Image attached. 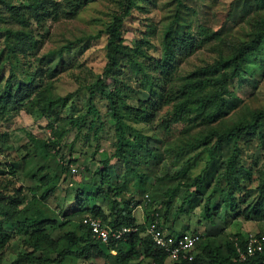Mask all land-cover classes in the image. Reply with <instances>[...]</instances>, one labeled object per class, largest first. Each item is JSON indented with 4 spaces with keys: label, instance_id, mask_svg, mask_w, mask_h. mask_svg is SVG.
I'll list each match as a JSON object with an SVG mask.
<instances>
[{
    "label": "trees",
    "instance_id": "1",
    "mask_svg": "<svg viewBox=\"0 0 264 264\" xmlns=\"http://www.w3.org/2000/svg\"><path fill=\"white\" fill-rule=\"evenodd\" d=\"M175 1L180 8L183 0ZM234 2L230 3V9L224 14L217 31L209 33L201 30L202 39L189 31L187 24L182 25L179 14H175L172 23L162 33L158 56H153L143 48L146 41L137 40L133 44L125 42L122 28L130 15V8L125 7L103 32L90 35L91 39H98L101 34H105L106 64L102 72L96 75L95 82L78 87L77 90L84 88L88 95L80 110L64 118L65 128L54 126L50 121L59 119V114L69 104L73 93L57 95L51 85L41 79L46 77L52 80L56 77L59 73L57 65L37 69L32 80L17 84L13 93L10 90L13 69L10 68L0 92V115L12 106L24 107L26 112L49 119L50 123L46 126L51 131V140L31 139L36 145L34 150H39L38 154L52 155L56 159L58 171L54 175L48 172L38 178L41 189L39 196L32 194L31 199L27 200L20 187L8 191L15 182L11 166L0 167V170L7 169L11 176L0 180V264L12 236L5 230L6 224H14L16 231L24 234L22 252L17 253L10 264H95L92 261L97 259L102 260L100 264H168L167 254L152 243L145 231L147 225L157 219L170 234L198 233L187 232L188 229L176 231L173 223H170V202L175 199L177 185L184 186L187 191L184 197L186 202L193 196L203 200V215L207 223H213L215 215L221 212L225 221L229 220L216 235L200 234V241L192 252V260L179 257L170 264H264V252L240 262L237 248L242 249L245 236L240 231L226 232L227 226L240 218L246 222L264 220V166L254 170L258 181L255 188H250L254 171L244 164L242 146L247 140L261 137L264 109L248 107L244 116L228 123L227 117L237 106L232 107L226 99L229 84L240 77L244 60L257 53L264 41V0ZM58 10L59 4L54 0H28L27 5L16 4L14 0H0V33L3 34L0 73L5 64H11L12 59H26L30 52L43 44L40 29L47 20L58 16ZM244 17L249 27L246 39L233 37V40L227 41L231 35L230 29L236 26L238 18L241 20ZM32 25L37 31L32 29ZM210 38L218 39L221 43L220 46L216 45L215 50L220 52L223 61L221 64L217 61L212 67L218 70L220 67L222 71L209 75H178L179 62L192 55ZM224 49L227 57L222 53ZM54 55L62 63L61 51L47 53L49 57ZM122 67H128L138 87L147 95L146 99L136 98L135 104L128 102L129 96L124 92L130 86L117 76ZM36 81L40 85L35 84ZM132 91L136 92L135 89ZM98 102L103 103L104 113L100 111ZM106 120L112 122L111 134L109 128L105 127ZM129 121L143 124L150 130L159 128L170 134L166 152L173 150L175 163L180 160L181 165H184L201 152L208 157L199 175L180 181L176 186L166 187L168 198L162 217L156 209H152L142 224H137L133 215L137 204L133 202V192L137 190L143 193L147 190L146 178L153 170L147 163L159 158L148 147L149 136ZM74 129L71 143L60 147L62 138ZM106 139L111 144L109 154L105 152ZM79 142L83 144L81 148L86 147L80 153L84 157L89 155L93 159L103 150L100 167L95 172L100 182L97 185L91 183L94 189L87 193L77 190L76 209L64 214L65 218L70 219L59 223L57 218L49 216L52 211L43 203L55 191L60 174L70 172L71 163L63 164L62 148H66L71 156L73 151L78 150L76 147ZM112 159H119L124 165V178L117 179L116 183L109 171ZM59 162L63 166H59ZM71 162L73 164L76 161ZM143 164L148 166L142 168ZM210 165H213L209 174L211 177L205 183L204 173H209L207 169ZM85 171L88 172L87 169ZM177 173L172 175L168 183L176 177L187 178L184 172ZM130 186L135 191L130 192ZM128 191L129 197H125ZM250 196H254L251 201ZM86 218L97 219L110 229L135 226L137 231L104 245L94 239L89 228L83 224ZM67 225L69 228H66ZM55 231H60L58 237L53 236Z\"/></svg>",
    "mask_w": 264,
    "mask_h": 264
},
{
    "label": "rangeland",
    "instance_id": "2",
    "mask_svg": "<svg viewBox=\"0 0 264 264\" xmlns=\"http://www.w3.org/2000/svg\"><path fill=\"white\" fill-rule=\"evenodd\" d=\"M59 4L58 16H54L45 22L40 29L43 36V44L33 52L29 53L26 59L18 61L11 60V64H5L0 73V92L2 91L5 79L9 74L10 68L13 69V80L11 83V92L16 89L17 84L29 83L32 80V75L39 68L53 67L59 71L56 77L52 80L42 77L44 83L50 84L51 89L55 94L65 96L68 93H73L69 104L59 114L58 120H51L54 126L65 128L64 118L70 117L81 109L88 92L78 87L88 85L96 80V75L100 74L106 64L105 58V43L106 36L101 34L98 39H91L90 35H97L103 32L105 28L112 22L114 16L124 11L125 7L130 8V15L126 18L123 26V38L127 44H133L137 40L146 41L144 49L153 56H158L161 50V38L165 28L172 23L175 14H179L183 24H187L189 31L193 32L198 39L204 36L201 30L214 32L219 29L223 20L224 14L230 9V3L235 0H183L182 6L178 8L175 0H54ZM16 4L27 5L28 0H14ZM235 3V2H234ZM233 3V4H234ZM76 7V8H75ZM233 9V7H232ZM245 17L239 20L236 26L231 31L230 39L240 38L245 40L249 33V27ZM32 29L37 31L35 25ZM188 30V29H186ZM3 34L0 33V53L2 51ZM220 46L218 39H208L202 44L192 55L184 58L178 64V75H209L215 74L219 70L213 68L214 63H222L223 57L220 52L215 50V47ZM51 51H61L62 63L59 62L58 56H47ZM225 49L222 53H225ZM228 54L225 53L224 57ZM3 58V56H2ZM0 56V62H1ZM41 62V63H40ZM64 64V65H63ZM212 67V68H210ZM118 77L130 86L124 93L129 96V103L135 104L137 99H146L147 95L138 87L135 79L131 76L128 67H122L118 71ZM37 80V79H35ZM37 83V81L35 82ZM109 85L111 82L109 81ZM131 89V90H130ZM132 89L136 92L133 93ZM229 94L226 95L227 102L232 107L237 106L230 112L227 117V122L236 120L245 115L246 108L259 107L264 109V41L257 53L249 55L243 62L240 72V77L233 80L229 84ZM136 94V95H134ZM137 98V99H136ZM99 103V109L104 113V105ZM1 114V113H0ZM105 116V114H102ZM106 120L105 127L109 128L110 134L113 132L112 122ZM49 119L38 116L30 112H26L24 107H8L5 114L0 115V167L10 168L15 175L13 178V186L10 185L8 191L20 187L26 195L27 200L31 199L32 194L39 196L40 187L38 178L46 173H57L58 166L56 159L52 155L38 154L39 150H34L35 143L31 137L37 140L49 142L52 135L50 129L46 126ZM129 123L140 129L148 135L149 148L158 156V160L153 158L147 164L153 168L152 174L146 178L147 190L139 193L137 190L133 192V187L130 186V192L135 193L133 215L137 223L143 222L144 219L156 209L159 212L160 218L165 210V201L168 198L165 194L166 187L176 186V183L193 178L199 175L208 157L206 153H198L189 161L181 165V162L175 163L173 150L167 153V141L171 139L170 134L157 128L150 130L147 126L139 123ZM222 125V122L221 124ZM59 128V130L61 129ZM75 129L70 131L61 140V145L70 144L74 137ZM113 141V137H110ZM55 140V139H54ZM81 142L77 143V147L69 156L66 148H62L63 164H72L71 161H76L69 165L70 172L68 174L61 173L56 180L55 191L45 199L44 205L52 211L49 216L57 218L59 223L71 217H66L64 214H69L74 211L77 206L75 201L76 191H92L93 185L100 182L98 175L95 174L100 167V159L102 151L98 152L93 159L87 155H81L86 147ZM244 164L247 168L250 167L253 171L256 167L264 166V122L261 126V137L254 140H247L242 143ZM105 152L110 153V140L104 142ZM79 148H81L79 150ZM103 149V148H102ZM59 162V166H63ZM3 165V166H2ZM148 165L143 164L142 168ZM88 170V172L85 171ZM213 165H210L207 170L209 173H204L205 183L208 181ZM249 170V169H248ZM8 170H0V180L11 178ZM109 171L112 180L116 183L117 179L124 178V165L119 159L110 161ZM250 171V170H249ZM248 171V172H249ZM184 172L187 178L176 177L168 183L169 179L175 173ZM177 173V174H178ZM185 176V177H186ZM253 182L250 188H255L257 185V175L254 171L252 174ZM129 185H132L131 183ZM129 187V186H128ZM150 190V191H149ZM129 191L125 193V197H129ZM135 191V190H134ZM187 191L184 186L177 185L174 191L175 199L171 201L170 223L175 225L176 231L198 232L201 235H216L223 228L225 217L223 213L218 214L213 218V223H207L203 215V200L200 197L193 196L190 201L186 202L184 197ZM134 195V194H133ZM155 197V198H154ZM254 196H250L249 201ZM151 198V199H150ZM38 199V198H37ZM137 201V202H136ZM38 202V201H37ZM90 204V202H88ZM38 202V206H39ZM40 207V206H39ZM178 208L179 211H178ZM90 215V214H86ZM76 222V221H75ZM72 222H70L71 224ZM166 226V225H165ZM66 228H69L67 225ZM5 230L11 233V238L8 245L4 249V259L2 264H10L16 254L22 252L21 242L24 234L16 231L14 224H6ZM27 231H29L27 229ZM236 233L240 231L244 234V241L251 236H259L264 234V220L244 221L239 219L233 224L227 226L226 232ZM60 231H55L53 236L58 237ZM195 234V233H194ZM95 264H100L102 260L97 259L92 261ZM168 264L173 261L167 259Z\"/></svg>",
    "mask_w": 264,
    "mask_h": 264
},
{
    "label": "built area",
    "instance_id": "3",
    "mask_svg": "<svg viewBox=\"0 0 264 264\" xmlns=\"http://www.w3.org/2000/svg\"><path fill=\"white\" fill-rule=\"evenodd\" d=\"M94 239L101 244L108 245L122 239L127 233L136 232L135 226L123 227L121 229H110L97 219H83ZM145 234L150 237L152 243L162 249L167 254V259L176 261L179 257L192 260V252L196 244L200 241V234H180L173 235L163 228L157 219L147 225ZM264 252V234L259 236H249L245 241L242 249L237 248L238 259L240 262L246 261L248 257L256 253Z\"/></svg>",
    "mask_w": 264,
    "mask_h": 264
},
{
    "label": "crops",
    "instance_id": "4",
    "mask_svg": "<svg viewBox=\"0 0 264 264\" xmlns=\"http://www.w3.org/2000/svg\"><path fill=\"white\" fill-rule=\"evenodd\" d=\"M145 221H146V219H144V220H143V222H141V223H138V224L145 223ZM136 222H137V221H136ZM175 227H176V226L174 225V228H175ZM185 234H188V233H185ZM190 234H191V233H190ZM112 254H115V252H113V251H112Z\"/></svg>",
    "mask_w": 264,
    "mask_h": 264
},
{
    "label": "clouds",
    "instance_id": "5",
    "mask_svg": "<svg viewBox=\"0 0 264 264\" xmlns=\"http://www.w3.org/2000/svg\"><path fill=\"white\" fill-rule=\"evenodd\" d=\"M137 223V222H136ZM138 224V223H137ZM163 227V226H162ZM164 228V227H163ZM168 232V231H167ZM169 233V232H168Z\"/></svg>",
    "mask_w": 264,
    "mask_h": 264
}]
</instances>
